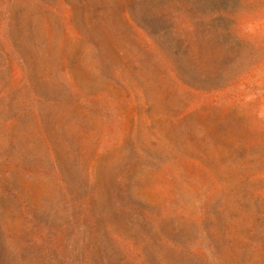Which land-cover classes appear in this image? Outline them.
Segmentation results:
<instances>
[{
  "label": "rangeland",
  "instance_id": "rangeland-1",
  "mask_svg": "<svg viewBox=\"0 0 264 264\" xmlns=\"http://www.w3.org/2000/svg\"><path fill=\"white\" fill-rule=\"evenodd\" d=\"M0 264H264V0H0Z\"/></svg>",
  "mask_w": 264,
  "mask_h": 264
}]
</instances>
